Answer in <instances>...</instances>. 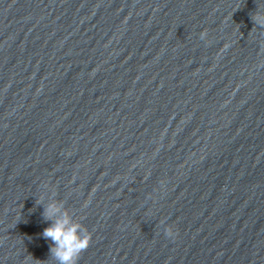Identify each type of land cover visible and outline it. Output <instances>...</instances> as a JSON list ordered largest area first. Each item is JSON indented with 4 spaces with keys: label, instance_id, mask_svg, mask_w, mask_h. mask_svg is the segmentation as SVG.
Instances as JSON below:
<instances>
[{
    "label": "water",
    "instance_id": "95a60500",
    "mask_svg": "<svg viewBox=\"0 0 264 264\" xmlns=\"http://www.w3.org/2000/svg\"><path fill=\"white\" fill-rule=\"evenodd\" d=\"M260 2L0 0V264H264Z\"/></svg>",
    "mask_w": 264,
    "mask_h": 264
},
{
    "label": "clouds",
    "instance_id": "9594fccd",
    "mask_svg": "<svg viewBox=\"0 0 264 264\" xmlns=\"http://www.w3.org/2000/svg\"><path fill=\"white\" fill-rule=\"evenodd\" d=\"M251 19L254 24L259 27H264V0L259 3L257 11L252 15ZM201 39L204 34H201ZM47 188V185L44 186ZM55 193L48 197V203L45 205L44 196L37 199L38 205H43L42 217L45 222H50V226L46 227L42 236L46 240L51 241L49 247L51 261L55 264H78L81 254L87 250L91 243V233L77 219L73 218V213L70 212L64 205L63 201L54 199ZM161 224L164 221H160ZM164 234L168 238L174 239L177 235L173 227L166 226ZM25 264H49L46 262L34 261L29 255L25 258Z\"/></svg>",
    "mask_w": 264,
    "mask_h": 264
}]
</instances>
